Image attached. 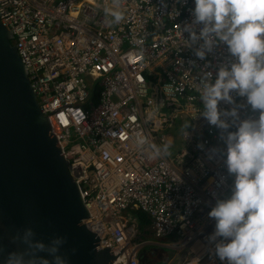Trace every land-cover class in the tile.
I'll list each match as a JSON object with an SVG mask.
<instances>
[{"label": "built area", "instance_id": "1", "mask_svg": "<svg viewBox=\"0 0 264 264\" xmlns=\"http://www.w3.org/2000/svg\"><path fill=\"white\" fill-rule=\"evenodd\" d=\"M109 5L0 0V23L75 174L84 224L112 251L113 264H141L140 252L164 264H226L215 253L221 238L210 239L216 221L208 213L231 195L234 178L197 89L206 73L214 83L235 58L219 41L204 59L196 56L203 41L193 43L186 30L202 27L193 23L194 0H124L125 19L112 27L104 23ZM232 96L233 104H218L237 109L235 124L222 117L228 131L259 116L245 97ZM137 133L171 142V155L150 159L135 148ZM133 212L149 226H139Z\"/></svg>", "mask_w": 264, "mask_h": 264}, {"label": "clouds", "instance_id": "2", "mask_svg": "<svg viewBox=\"0 0 264 264\" xmlns=\"http://www.w3.org/2000/svg\"><path fill=\"white\" fill-rule=\"evenodd\" d=\"M194 2L193 23L202 27L198 34L191 26L186 30L193 43L203 41L196 56L204 59L219 41L235 58L230 66L218 70L214 83L210 82L211 73H206L197 89L203 103L202 116L221 130L224 163L228 175L234 178L231 195L217 200L208 213L216 221L210 239L221 238L215 253L226 264H264V0ZM123 5L124 0H110L103 9L106 26L118 25L125 19ZM233 92L245 97L259 116L240 120L235 131H228L239 120L237 109L223 111L218 104H233ZM222 117H231L232 124ZM134 141L135 148L150 159L171 155V142L157 145L143 133H137ZM34 237L31 228L13 236V242L20 241L25 249L9 252L4 264H68L67 258L59 254L65 243L63 237H55L48 244ZM42 252L51 260L40 256Z\"/></svg>", "mask_w": 264, "mask_h": 264}, {"label": "water", "instance_id": "3", "mask_svg": "<svg viewBox=\"0 0 264 264\" xmlns=\"http://www.w3.org/2000/svg\"><path fill=\"white\" fill-rule=\"evenodd\" d=\"M74 176L39 108L11 34L0 23V264L9 252L24 251L25 245L12 237L26 228L45 244L63 237L59 254L68 264L115 261L84 224L88 212ZM39 255L51 260L47 253Z\"/></svg>", "mask_w": 264, "mask_h": 264}, {"label": "trees", "instance_id": "4", "mask_svg": "<svg viewBox=\"0 0 264 264\" xmlns=\"http://www.w3.org/2000/svg\"><path fill=\"white\" fill-rule=\"evenodd\" d=\"M133 215L136 217L137 224L141 227H148L149 226V220L146 218L144 214L141 212H133ZM161 262H158L156 264H159Z\"/></svg>", "mask_w": 264, "mask_h": 264}, {"label": "flooded vegetation", "instance_id": "5", "mask_svg": "<svg viewBox=\"0 0 264 264\" xmlns=\"http://www.w3.org/2000/svg\"><path fill=\"white\" fill-rule=\"evenodd\" d=\"M155 251H156V250H153V253H154L153 256H155V255L157 254V252L155 253ZM138 257H139V260H141V261L144 262V264H156V263H158V262H155V261H154L155 259H152L153 261H152V260H150V261L145 260V253L142 254V253L140 252Z\"/></svg>", "mask_w": 264, "mask_h": 264}, {"label": "rangeland", "instance_id": "6", "mask_svg": "<svg viewBox=\"0 0 264 264\" xmlns=\"http://www.w3.org/2000/svg\"><path fill=\"white\" fill-rule=\"evenodd\" d=\"M172 134H174L175 136H177L179 134L177 127H175L174 130L171 131ZM178 148V146L176 147V149ZM159 264H164V263H159Z\"/></svg>", "mask_w": 264, "mask_h": 264}, {"label": "crops", "instance_id": "7", "mask_svg": "<svg viewBox=\"0 0 264 264\" xmlns=\"http://www.w3.org/2000/svg\"><path fill=\"white\" fill-rule=\"evenodd\" d=\"M169 253V252H168ZM169 256V254H167ZM167 259V258H166ZM170 259V258H169Z\"/></svg>", "mask_w": 264, "mask_h": 264}, {"label": "bare ground", "instance_id": "8", "mask_svg": "<svg viewBox=\"0 0 264 264\" xmlns=\"http://www.w3.org/2000/svg\"><path fill=\"white\" fill-rule=\"evenodd\" d=\"M113 264V263H112Z\"/></svg>", "mask_w": 264, "mask_h": 264}]
</instances>
